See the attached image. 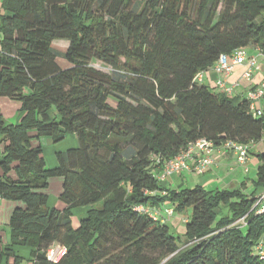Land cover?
<instances>
[{"label":"trees","instance_id":"1","mask_svg":"<svg viewBox=\"0 0 264 264\" xmlns=\"http://www.w3.org/2000/svg\"><path fill=\"white\" fill-rule=\"evenodd\" d=\"M54 41L68 42L63 53ZM251 47L264 56V0H0V97L18 101L20 115L11 125L0 111V198L21 204L0 264H20L16 248L31 264H264L254 207L264 152L250 194L246 181L207 190L156 179L199 139L262 140L264 102L257 117L247 98L195 80ZM67 135L77 146L47 169L41 139ZM52 178L62 180L61 209L48 205ZM139 207L190 211L182 237ZM55 245L66 251L57 263L46 256Z\"/></svg>","mask_w":264,"mask_h":264},{"label":"crops","instance_id":"2","mask_svg":"<svg viewBox=\"0 0 264 264\" xmlns=\"http://www.w3.org/2000/svg\"><path fill=\"white\" fill-rule=\"evenodd\" d=\"M247 54V60L245 64L241 66H234L233 70L228 74H217L213 70L202 73L201 83L208 86L214 91L222 93L221 89L217 87L219 81L223 82L227 88H231V95L228 96L233 99L242 100L247 98L249 92L258 88L259 85L264 83V56L260 49L257 47H251L245 50ZM253 58L255 64L258 67L257 70L253 71L250 81H246L242 78L243 74L246 72L248 66L247 63ZM264 102V95L262 99L257 103V107L262 109ZM1 111V110H0ZM74 139V137L72 136ZM255 151V154L264 152V136L262 140L256 144H250L249 156L246 166H241L236 161V156L232 152H223L220 148H215L213 151L214 163L210 169L206 170L202 174V181L200 182L201 187L207 189L208 187L215 186L218 190H235L238 189L242 182L246 181V187L248 186V180H250L251 173L254 168L253 165L258 167L259 163L254 154L251 152ZM1 157V152H0ZM257 169V168H256ZM240 173H239V172ZM183 174H191L190 172H182L180 175H173L176 178L171 182H166L168 188L176 189L183 185ZM180 176V177H179ZM178 178V179H177ZM179 180V181H178ZM181 180V181H180ZM253 190V188H252ZM252 191H246L245 194H250ZM21 206V204L16 202H8L0 198V248H4L9 244V228L8 221L15 208ZM164 209V208H163ZM156 210V208H155ZM161 212L162 208L157 209ZM172 220V217L170 218ZM177 220V219H176ZM175 220V222H176ZM174 222V223H175ZM175 226V224H174ZM182 230V229H181ZM183 234V230H182ZM264 244V239L262 240ZM17 255L22 258L23 262L31 264L29 261V250L25 248H16ZM13 259L9 258L7 264H12Z\"/></svg>","mask_w":264,"mask_h":264},{"label":"built area","instance_id":"3","mask_svg":"<svg viewBox=\"0 0 264 264\" xmlns=\"http://www.w3.org/2000/svg\"><path fill=\"white\" fill-rule=\"evenodd\" d=\"M246 60L247 54L245 50H238L233 52L230 57L221 56L212 70L217 74H224L228 76L234 66H241L245 64ZM247 66L248 68L242 78L246 81H250L253 71L257 70L258 67L256 66L253 58L249 60ZM201 76L202 73H199L195 77V80L198 83H201ZM217 87L221 89L222 93L226 96L231 95L232 89L227 88L223 82L219 81L217 83ZM263 95L264 83L249 92L247 95V100L250 102V109L257 117H260L262 112L261 109L257 107V103L260 99H262ZM219 148L222 149L223 152H232L236 156L237 163L241 166H246L250 146L227 142ZM214 150L215 147L210 141L205 139L197 140L195 143L188 145V147L181 151L174 159L166 162L160 168L158 166L156 174L157 181L160 184L166 183L173 175H180L182 172H190L197 175L205 173L206 170L210 169L214 163ZM157 164H159V161ZM254 207H257V214H264V192L258 197ZM138 210L140 212L149 213L154 220H159L160 222H167L171 217H173L172 209L164 210V214L159 212L157 209L155 210V208L139 207ZM258 249L260 250V254L264 256L263 243L259 244ZM65 252L66 251L62 246L55 245L47 250L46 256L49 261L57 263L64 256Z\"/></svg>","mask_w":264,"mask_h":264},{"label":"rangeland","instance_id":"4","mask_svg":"<svg viewBox=\"0 0 264 264\" xmlns=\"http://www.w3.org/2000/svg\"><path fill=\"white\" fill-rule=\"evenodd\" d=\"M67 46H68V42L66 41H54L52 43L53 49H55L58 53H63L65 49L67 48ZM91 66L103 72H107V73L110 72L109 67H106L97 61H93L91 63ZM108 102L112 106L115 105V102H113L112 100H109ZM18 109H19L18 101L9 100L7 98L0 97L1 114L3 115V118L7 124L13 125L19 121L20 115H19ZM41 146H42V157L45 163V167L47 169H53L57 166L56 153L66 152L68 149L77 146V142H76L75 137L73 139L71 135H67L64 140H62L61 142L55 143V144H53L50 140L43 138L41 139ZM1 150L2 149L0 147V151ZM252 154L255 155V151H252L251 155ZM253 168L254 170L251 173L250 180H248L247 182L248 186L245 189L246 191H249V192L252 191V188H253V180L255 179L257 166L253 165ZM182 177H183L182 179L183 185L180 186L181 188H193L197 185L199 186L200 182L203 179L202 174L197 175L195 173L183 174ZM171 180L172 181L174 180L175 182L176 178L171 177ZM171 180H168V181L171 182ZM165 184L167 185V183ZM215 188H216L215 186H211V187H208L207 190H214ZM61 189H62V180L60 178H52L49 181V186L45 192L48 196V205L50 208H56V209L62 208V204L59 201V194L61 192ZM166 209H171V208L170 207H165L164 209L162 208L161 212L164 214V210ZM83 212H84L83 209H77L76 211L73 212L74 213V216L72 218L73 227H76L78 225V220L83 215ZM189 215H190V211H187L186 213H182V214L173 212L172 220L167 221V225L170 227L171 233H173L176 236L182 237V230H184V224H185V220L183 219L185 217H188ZM263 239H264V235L261 237V240ZM182 241H183V238L180 243H182ZM22 264H27V262H23Z\"/></svg>","mask_w":264,"mask_h":264}]
</instances>
